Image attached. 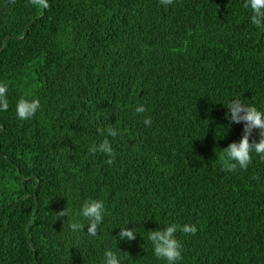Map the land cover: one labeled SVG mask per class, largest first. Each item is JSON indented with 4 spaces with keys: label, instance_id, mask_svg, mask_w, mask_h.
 Returning a JSON list of instances; mask_svg holds the SVG:
<instances>
[{
    "label": "trees",
    "instance_id": "1",
    "mask_svg": "<svg viewBox=\"0 0 264 264\" xmlns=\"http://www.w3.org/2000/svg\"><path fill=\"white\" fill-rule=\"evenodd\" d=\"M244 5L0 0V264H103L117 247L124 264H165L147 236L170 223L198 229L177 232L180 264H264V159L224 171L243 134L227 130V102L264 108V29ZM33 97L41 108L18 119ZM104 139L111 164L90 151ZM92 199L105 205L98 234L73 233ZM126 226L136 238L116 241Z\"/></svg>",
    "mask_w": 264,
    "mask_h": 264
},
{
    "label": "clouds",
    "instance_id": "2",
    "mask_svg": "<svg viewBox=\"0 0 264 264\" xmlns=\"http://www.w3.org/2000/svg\"><path fill=\"white\" fill-rule=\"evenodd\" d=\"M33 4H40L47 7V0H31ZM175 0H159V3L168 7L173 5ZM245 8L251 10L250 22L257 29H264V0H245ZM9 85L6 81H0V112L7 111ZM224 105V104H223ZM41 108V102L38 98H22L16 101V116L20 120H28L36 115ZM225 113L229 121L227 126L233 123H243V134L239 141H233L223 148L224 158L227 163L224 165V171L235 172L239 169H247L252 162L253 154L264 159V108H258L255 105L246 104L240 97H233L225 106ZM136 113L146 111L144 105H138ZM145 126H151L150 117H145ZM259 130V140H250L254 130ZM108 136L115 137L118 130L115 127L106 128ZM223 136V135H222ZM221 136V137H222ZM91 152L102 153L108 157L107 163H113L114 150L108 139L94 145ZM56 219H63L68 216L66 207L55 212ZM80 220H73L68 227L73 233H87L95 237L104 221L105 205L102 200L92 199L85 201L79 212ZM86 229V230H85ZM195 224H177L170 223L163 228H156L148 233L147 239L153 246L154 255L162 258L165 264H180L182 260V245L177 238V232L195 235L197 232ZM136 228L128 226L120 228L119 233L114 236L116 241H132L137 236ZM124 253L118 247L117 249H105L103 264H124Z\"/></svg>",
    "mask_w": 264,
    "mask_h": 264
}]
</instances>
